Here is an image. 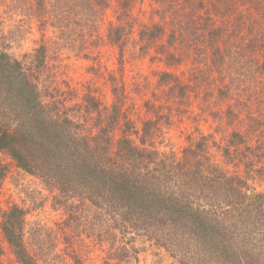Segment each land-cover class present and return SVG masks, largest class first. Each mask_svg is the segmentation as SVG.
<instances>
[{"label":"rangeland","instance_id":"obj_1","mask_svg":"<svg viewBox=\"0 0 264 264\" xmlns=\"http://www.w3.org/2000/svg\"><path fill=\"white\" fill-rule=\"evenodd\" d=\"M68 1L70 5H60L61 0H0V45L26 66H32L46 101L56 102L60 113L79 122L82 131L96 132L97 124L106 120L118 99L121 122L113 130L114 138L122 134L125 121L134 129L150 122L154 125L152 132L158 135L152 141L166 155L180 158L185 147L203 143L202 170L195 166L184 178L167 166L166 186L177 185L180 193L189 194L196 203L225 209L223 205L231 203L233 198L239 201L236 196L231 198L227 185H218V175L206 166L208 163L244 177L248 163H253L256 170L251 173L252 188L248 194L253 197L256 192H264V82L236 83L247 85V99L241 103L229 102L213 94L214 84L219 83L207 82V68L201 61L168 65L160 54L164 50L158 46L160 40L144 48L146 42L140 38V31L146 25L160 22V6H166L168 0H135L128 14L120 7L121 0H90L93 6L100 5L98 12L86 0ZM205 1V7L197 10L199 13L214 7L212 0ZM228 1L223 0L217 16H213L217 26L225 27L218 43L223 48L230 46L233 51L246 46L243 40L251 39L244 23L240 25L244 14L250 13L246 3L251 0ZM175 3L182 5L181 0ZM261 4L258 36L264 42L260 16L264 0H258V6ZM66 6H71L73 13L62 11ZM183 9L182 29L186 35L191 25L198 28V33L214 29L211 20L205 22V15L201 24V20L194 21L197 14L187 16L188 7ZM79 10L87 15L78 16ZM252 11L255 13L257 9ZM118 24H125L128 31L116 44L109 32ZM42 46L46 48L43 64L37 57ZM254 49L251 48L253 54ZM166 72L174 74L180 83L163 82ZM261 73L264 77V49L258 46V81ZM184 85L191 88L183 90ZM256 85L258 90L250 95ZM91 97L98 102L99 110L87 114L85 105ZM230 105H233L232 115L228 114ZM234 131L243 138H233ZM226 147L230 155L225 153ZM175 178L184 180L176 182ZM57 192L0 151V205L8 208L18 204L27 211V229L36 230L39 264H214L208 250L199 246L190 231L167 227L150 232L149 228L132 225L119 228L108 212L103 214L88 201L81 205L75 215L77 219L70 218L56 201ZM263 228L258 218L254 224L245 219V224L234 230L233 237L238 245L251 247L256 243L257 249L259 244L264 251ZM76 249L80 261L71 257ZM249 260L250 264H258L257 258L249 257ZM0 264H20L1 227Z\"/></svg>","mask_w":264,"mask_h":264},{"label":"trees","instance_id":"obj_2","mask_svg":"<svg viewBox=\"0 0 264 264\" xmlns=\"http://www.w3.org/2000/svg\"><path fill=\"white\" fill-rule=\"evenodd\" d=\"M86 1L93 11L101 9L98 3L93 6L90 0ZM67 2L61 0L58 3L70 5ZM134 2L120 1L125 14L134 7ZM175 2L168 0L166 6H160V22L146 25L140 31V38L146 42L143 47L148 44L152 46L153 42L160 40L158 46L164 49L160 54L165 56L164 61L168 65L175 62L181 65L186 60L201 61L207 68V82L219 83L213 87V94L217 98L234 103L247 99V85L236 83L264 82L263 73L258 81V46L264 49V42H260L258 36V26L261 24L258 8L262 4L258 6V0L246 3L250 13L244 14L240 25L244 23L252 36L247 40L241 37L246 46L230 51V46L223 48L218 43L225 27L217 26L213 16H217L216 12L221 9L223 0H217L216 3L212 0L214 7L206 9L205 13L197 11L205 7V0H181L182 5ZM182 6L188 7L185 11L187 16L197 14L194 21L201 20V24L205 15V22L211 20L214 29L198 33V28L191 25L186 35L182 29ZM70 8L66 6L62 11L73 13ZM81 11H78V16L87 15ZM72 13L64 15L73 16ZM169 16L174 17L170 20ZM260 16L264 23V9ZM170 23L174 25L168 27ZM126 31L125 24L115 25L109 37L112 42L119 44ZM253 47L256 48L253 50L255 54L251 50ZM45 50L42 46L37 51L42 64ZM164 74L166 79L163 82L177 81L174 74ZM38 83L32 66H26L0 45V151L11 156L19 168L41 178L50 189L58 190L55 199L66 215L73 218L81 210V205L88 201L100 208L103 214L108 212L119 228L132 225L138 229L149 228L150 232L167 227L182 232L190 231V235L197 237L194 238L198 240L199 246L208 250L214 264H250L249 257L252 260L257 258L258 264H264V251L259 244L258 249L256 243L244 247L238 245L233 237L234 230L240 229L245 219L254 224L258 218V224L264 226V192H256L253 197L248 194L252 188L249 184L253 178L251 173L256 170L253 163H248L245 177L208 163L206 166L218 175V185H227L231 198L236 196L239 201L233 198L234 201L223 205L227 207L225 209L196 203L189 194L180 193L177 185L166 186L167 166L172 167V173L183 174L184 178L195 166L199 165L198 168L202 170L200 151L204 147L203 143L185 147L180 158L166 155L155 145L156 141H152L157 134L152 132L154 125L150 122L134 129L125 121L122 134L115 139L113 130L121 122L122 109L118 99L112 111L106 115V120L97 124L96 132H84L79 122L60 113L56 102L43 98ZM177 83H180L179 79ZM254 87L250 95L258 90V85ZM190 88V85H186L183 90ZM85 108L86 113L91 114L99 110V104L91 97ZM232 108L233 105L228 108L230 115L233 114ZM232 137L243 138L237 131L232 133ZM224 151L231 154L228 147ZM168 157H172L171 162ZM184 178H175V181ZM0 217L2 234L18 262L39 264L36 230L27 229V211L18 204L8 208L0 205ZM74 218L77 219V216ZM73 252L71 257L80 261L77 249Z\"/></svg>","mask_w":264,"mask_h":264}]
</instances>
